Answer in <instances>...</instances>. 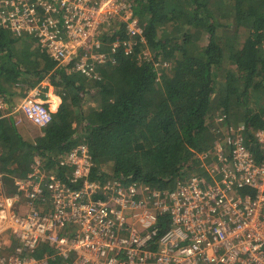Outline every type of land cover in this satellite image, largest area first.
<instances>
[{"label": "trees", "instance_id": "obj_1", "mask_svg": "<svg viewBox=\"0 0 264 264\" xmlns=\"http://www.w3.org/2000/svg\"><path fill=\"white\" fill-rule=\"evenodd\" d=\"M132 17L141 40L133 39L126 51L125 25L112 24L100 36L108 60L95 65L91 79L57 67L31 38L15 39L0 29L1 99L10 108L14 88L24 97L38 87L45 100L46 81L61 100L41 136L19 133L0 113V173L7 190L13 184L6 178H25L35 156L50 170L58 155L84 144L93 162L90 181L118 179L171 191L178 180L206 175L202 163L209 160L200 157L212 152L221 124L243 123L244 145L262 159L254 133L264 130V104L249 102L264 95V0H133ZM165 29L169 35L162 36ZM86 98L95 105L86 109ZM241 194L255 195L247 189Z\"/></svg>", "mask_w": 264, "mask_h": 264}, {"label": "built area", "instance_id": "obj_2", "mask_svg": "<svg viewBox=\"0 0 264 264\" xmlns=\"http://www.w3.org/2000/svg\"><path fill=\"white\" fill-rule=\"evenodd\" d=\"M96 1L0 0V22L16 35L50 37L52 59L91 78L95 64L106 61L103 30L124 24L129 38L142 37L133 0H100L99 9ZM15 112L38 128L50 122L33 96L15 111L0 99L1 117ZM246 133L238 126L218 138L207 176L171 191L90 181L84 144L58 155L50 170L35 157L12 191L0 173V264H264V130L254 134L259 162L244 145ZM245 189L255 195H242Z\"/></svg>", "mask_w": 264, "mask_h": 264}, {"label": "bare ground", "instance_id": "obj_3", "mask_svg": "<svg viewBox=\"0 0 264 264\" xmlns=\"http://www.w3.org/2000/svg\"><path fill=\"white\" fill-rule=\"evenodd\" d=\"M99 1L100 0H97L96 2H97V4H96V6H97V8L99 9V8H101L102 7V5H99L98 3H99ZM62 26L61 27H58V29H60V30H62ZM0 29H4V30H6V31H8L9 33L10 32H12V31H10L8 28H5L3 25H2V23L0 22ZM106 30V29H105ZM105 30H103L102 32H104ZM24 32L25 31H23L20 35H16V34H14L13 32V34H11L13 37H15V39H23V38H31L32 40H34L35 41V44H36V46H38V48L41 50V51H43L50 59H52V51H51V49H50V45H51V38L50 37H47V36H42L41 34H40V32L39 31H35L34 32V34L33 35H24ZM102 34V33H101ZM101 34L99 35V41H100V36H101ZM64 36V31H63V35H62V37ZM137 38H139L140 40H141V38L140 37H134V38H129L128 37V42L126 43V44H128V47L126 48V51H129L130 50V46H131V44L133 43V39H137ZM56 43H58V41L56 42ZM123 45H124V43H123ZM113 47H117V44H113ZM99 53H101V54H103L104 56H106V61L108 60V54H104L102 51H101V43H100V52ZM53 60V59H52ZM54 61V60H53ZM105 61V62H106ZM56 64H57V67H66V66H60L56 61H54ZM104 64V63H103ZM95 65H101V64H95ZM68 67V72H70V73H78V72H75V71H72L71 70V68H69L70 66H67ZM78 74H80V73H78ZM80 75H82V74H80ZM82 76H84V75H82ZM84 77H86V76H84ZM96 77V74H95V69H94V74H93V76L91 77V78H95ZM87 78V77H86ZM91 78H88V79H91ZM28 96H33L39 103H41L43 106H44V108L48 111V113H49V116H50V122L52 121V113L45 107V105L43 104V102L39 99V95H38V92L36 91V90H33V91H31L30 93H29V95ZM218 122H221L222 121V119L220 118V119H218L217 120ZM49 122V123H50ZM48 123V124H49ZM47 124V125H48ZM46 125V126H47ZM238 126H244V124L243 123H239V124H236V126H230V125H223V124H221V125H215V127L217 128V130L216 131H214V135H215V143H216V140H218V138H223L224 136H226L227 134V132H229V130L230 129H233V130H236L237 128H238ZM260 131H263V130H260ZM260 131H257V132H260ZM256 133V132H255ZM254 133V134H255ZM255 139V138H254ZM256 141V140H255ZM256 144L259 146V144L257 143V141H256ZM215 145V144H214ZM214 145H213V147H212V150H213V148H214ZM261 150V149H260ZM213 153V151L211 152V153H208V154H206V155H204V156H202V157H200L201 158V160H204L205 158L206 159H208L209 161H208V163H202V168L204 167L205 168V170H206V172L208 171V169H207V166L211 163V161H212V154ZM263 153V152H262ZM263 158V157H262ZM253 159H254V161L255 162H259V161H257L254 157H253ZM262 160V159H261ZM260 160V161H261ZM205 176H207V173H206V175ZM193 177V176H192ZM192 177H187L186 179H182V180H178L177 181V183L175 184V185H177V184H182V183H186L190 178H192ZM199 177V176H198ZM201 177V176H200ZM203 177V176H202Z\"/></svg>", "mask_w": 264, "mask_h": 264}, {"label": "rangeland", "instance_id": "obj_4", "mask_svg": "<svg viewBox=\"0 0 264 264\" xmlns=\"http://www.w3.org/2000/svg\"><path fill=\"white\" fill-rule=\"evenodd\" d=\"M166 30H169V29H165L161 31V35L162 36H166V35H169V31H166ZM167 66V65H166ZM42 90V89H41ZM48 93H50L51 95H54L56 92H55V89L52 88V87H49L46 91V93L44 94V97L47 99V95ZM53 93V94H52ZM38 94H41L40 91H38ZM260 97V96H259ZM20 99H17L14 101V98H12L10 101L11 103L9 102L8 104H10L11 108H12V111H15V108L16 106L18 105V102H19ZM94 99L92 98H86L84 100V106L86 109H88L89 107L91 106H94L95 103L93 101ZM261 104L263 103L264 104V95H262L260 97V99L258 101H255V99L252 97L249 104L254 107V106H257L258 104ZM9 106V105H8ZM16 119H15V123L17 122L18 124V120H20V123L18 124V129L21 130L23 129L24 133H26V135H29V137H33L34 135H38L40 132H42L41 128H36L34 127L32 124H30L28 121H26L24 118L21 117V115H19L18 112H15V114L13 115ZM9 176V175H8ZM193 176V175H192ZM192 176H189V177H192ZM195 176V175H194ZM14 176L11 175V177H8L6 178V185H12L13 182H14V179L15 177L13 178Z\"/></svg>", "mask_w": 264, "mask_h": 264}, {"label": "crops", "instance_id": "obj_5", "mask_svg": "<svg viewBox=\"0 0 264 264\" xmlns=\"http://www.w3.org/2000/svg\"><path fill=\"white\" fill-rule=\"evenodd\" d=\"M41 87H51V86H49V84L45 81V82H43L42 84H41ZM41 89L42 88H32V89H30L27 93H26V95L24 96V97H27L28 95H29V93L31 92V91H33V90H36L37 92L38 91H40L41 92ZM21 90V89H20ZM18 88H14L13 89V91H15L16 93H15V95H14V97H12V98H14V101L15 100H17V99H22V98H24V97H20V94H19V91H20ZM53 94V93H52ZM38 95H40V94H38ZM1 97V96H0ZM40 99V98H39ZM41 100V99H40ZM42 102H43V104L44 105H47V107H48V109L50 110V112L53 114V113H55L56 111H57V109H58V107H59V105L61 104V100H60V98L58 97V96H56L55 94L54 95H51L50 93H48V95H47V99L45 98V100H41ZM10 109L12 110V108L10 107ZM9 118H12L13 119V121L15 122V120H14V116L13 115H11V116H8ZM17 127V130L19 131V133H24V131H23V129H21V130H19L18 129V126H16ZM22 131V132H21ZM25 136H26V134H24ZM39 136H40V133H39ZM34 137V136H33ZM36 137V136H35ZM32 139H34V138H32Z\"/></svg>", "mask_w": 264, "mask_h": 264}, {"label": "clouds", "instance_id": "obj_6", "mask_svg": "<svg viewBox=\"0 0 264 264\" xmlns=\"http://www.w3.org/2000/svg\"><path fill=\"white\" fill-rule=\"evenodd\" d=\"M0 99H1V97H0ZM30 124H31V123H30ZM34 127H36V126H34ZM36 128H38V127H36ZM42 129H43V128H41V130H42ZM41 133H42V132H40V136H41ZM36 135H37V134H36ZM38 135H39V134H38ZM35 157H36V156H35Z\"/></svg>", "mask_w": 264, "mask_h": 264}]
</instances>
